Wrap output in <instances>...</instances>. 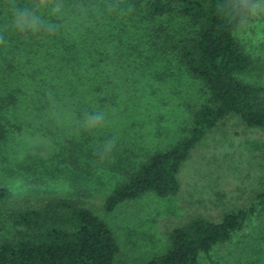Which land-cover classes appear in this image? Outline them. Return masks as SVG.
<instances>
[{
    "label": "rangeland",
    "instance_id": "obj_1",
    "mask_svg": "<svg viewBox=\"0 0 264 264\" xmlns=\"http://www.w3.org/2000/svg\"><path fill=\"white\" fill-rule=\"evenodd\" d=\"M107 11H93L91 22L84 12L76 23L66 14L56 37L43 36L51 44L27 65L31 83L21 97L15 93L18 104L0 102V122L20 127L0 139V185L11 199H77L111 228L119 245L113 264H145L167 248L173 228L195 218L218 222L255 201L264 190V132L230 114L180 164L174 195L147 192L105 211V198L131 171L187 135L192 111L207 97L173 45L188 27L185 18L161 16L141 24L140 12L136 28L118 24ZM168 24L172 40H153L146 30ZM235 37L251 61L243 78L264 93V0L240 22ZM10 78L24 81L1 66L0 98ZM42 79L57 85H32ZM11 208L19 207L12 201L0 205V234L12 231L5 223ZM208 255L219 264H264V204ZM198 264H210L207 254H199Z\"/></svg>",
    "mask_w": 264,
    "mask_h": 264
},
{
    "label": "trees",
    "instance_id": "obj_2",
    "mask_svg": "<svg viewBox=\"0 0 264 264\" xmlns=\"http://www.w3.org/2000/svg\"><path fill=\"white\" fill-rule=\"evenodd\" d=\"M18 7L36 8L39 0H14ZM258 0H52L62 6L61 13H53L51 5L41 6L37 13L39 30L20 32L11 25L12 0H0V64L11 79L5 84V99L18 104L21 93L29 84L27 65L41 55L40 48L50 45L43 38L50 32L56 37L60 26L73 14L74 23L87 13L91 22L93 11L113 13L118 24L137 26V13H144L140 23L155 17H183L188 22L184 33L175 38L172 28L159 25L147 27L153 40L175 38L179 61L206 90V100L191 114V125L185 137L164 150L152 152L145 161L128 174L126 181L116 185L104 200L105 211H111L127 199L153 192L159 197L174 195L179 189L177 173L180 164L203 135L226 116L233 114L251 128L264 132L263 88L247 82L243 75L251 65L235 37V30ZM83 10V11H82ZM84 12V13H83ZM67 14V16H66ZM102 17V15H101ZM150 19V20H148ZM52 25L51 31L48 25ZM102 21H96L101 26ZM63 26V25H62ZM173 41H171L172 43ZM53 43V41H52ZM42 53V57H43ZM0 66V67H1ZM37 66L32 63V70ZM28 73L27 78H24ZM29 76V77H28ZM35 76L32 71V77ZM31 80V79H30ZM41 90L54 89V80H36ZM18 93L20 97L15 95ZM12 103H11V101ZM3 105H8L2 102ZM10 121L0 122V139H5L19 126ZM7 187L0 185V205L12 201L17 209L7 211L5 223L12 228L9 234H0V264H113L119 245L108 224L68 197H15L11 199ZM11 199V200H10ZM264 204V190L248 207L228 212L218 222L195 218L173 228L167 248L151 256L145 264H198L199 254L205 253L210 264L219 261L208 255L211 248L231 239L245 219ZM1 230V228H0Z\"/></svg>",
    "mask_w": 264,
    "mask_h": 264
},
{
    "label": "clouds",
    "instance_id": "obj_3",
    "mask_svg": "<svg viewBox=\"0 0 264 264\" xmlns=\"http://www.w3.org/2000/svg\"><path fill=\"white\" fill-rule=\"evenodd\" d=\"M34 0H31V3H33ZM51 5V11L53 13H61L62 6L59 4H53L52 0H39V4L36 8H29L28 6L18 7L14 0H12V19H11V25L18 31L24 32L26 30H32L36 31L39 30V26L37 24V21L40 19L39 15H37L38 12L41 11V6H48ZM52 25H48V29L51 31ZM102 117L100 115H97L95 117V120H100Z\"/></svg>",
    "mask_w": 264,
    "mask_h": 264
}]
</instances>
